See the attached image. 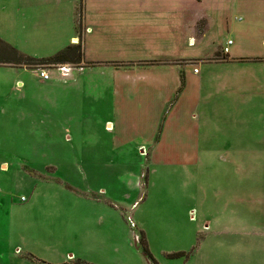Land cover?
Masks as SVG:
<instances>
[{
    "label": "rangeland",
    "instance_id": "374dc122",
    "mask_svg": "<svg viewBox=\"0 0 264 264\" xmlns=\"http://www.w3.org/2000/svg\"><path fill=\"white\" fill-rule=\"evenodd\" d=\"M72 36L0 63V264H264V0H0L21 53Z\"/></svg>",
    "mask_w": 264,
    "mask_h": 264
},
{
    "label": "trees",
    "instance_id": "16d2710c",
    "mask_svg": "<svg viewBox=\"0 0 264 264\" xmlns=\"http://www.w3.org/2000/svg\"><path fill=\"white\" fill-rule=\"evenodd\" d=\"M71 58H74L71 60ZM84 58V53L81 44L71 43L66 49L62 50L61 52L57 53L56 55L37 59L31 56H28L24 53H21L16 48L11 46L10 44L6 43L4 40L0 38V63L2 65H8L13 67H22V66H30L33 64H52V63H69L71 61L75 63H80ZM185 85V80H181L180 88L178 91H182ZM146 254H149V251L146 247ZM78 264H88L84 262H80ZM153 264H158L156 261L153 260Z\"/></svg>",
    "mask_w": 264,
    "mask_h": 264
},
{
    "label": "crops",
    "instance_id": "0c3cea01",
    "mask_svg": "<svg viewBox=\"0 0 264 264\" xmlns=\"http://www.w3.org/2000/svg\"><path fill=\"white\" fill-rule=\"evenodd\" d=\"M19 3H20V0H19ZM78 37V38H77ZM78 39H80V37L79 36H72V42H78ZM188 73H190V72H187V74H186V77H187V82H188V77H189V75H188ZM197 74H200V71L197 73ZM175 76H176V74H174ZM196 75V74H195ZM50 80V79H49ZM177 80V79H176ZM181 84V82H180V79L178 78V83H177V87H174V89H173V91L175 92L176 90H177V88L179 87V85ZM188 84H189V82L187 83V85H186V88L184 89V92H183V94H182V96L188 91ZM182 96H181V99H182ZM182 104H180L179 105V107L178 106H175V111H174V115H172L170 118H169V120H168V124H171V129L172 130H176V128H174L173 126L174 125H176V123H178V122H190V123H192L193 125L195 124V121H194V115H193V112H191L190 113V115H187V120H185V117H182L181 115H180V113L181 112H178V110H179V108H180V106H181ZM173 117H175L174 118V120L173 119H171V118H173ZM108 126H110V127H112V124L111 123H108ZM173 132H174V134H176V132L177 131H169L168 132V135L166 136V138L167 137H170V136H172V135H174L173 134ZM191 135V134H190ZM162 137V136H161ZM161 137H160V142L162 141L161 140ZM184 140V142L186 143V148L188 147V145L189 144H191V143H193L192 142V140H186V139H183ZM164 141V140H163ZM184 142L182 143V144H178L179 146L181 145V148H184Z\"/></svg>",
    "mask_w": 264,
    "mask_h": 264
},
{
    "label": "built area",
    "instance_id": "2783aa9c",
    "mask_svg": "<svg viewBox=\"0 0 264 264\" xmlns=\"http://www.w3.org/2000/svg\"><path fill=\"white\" fill-rule=\"evenodd\" d=\"M233 44H234V41L233 40H229L227 42V45L223 49V53L225 55H229L230 54V52H231L230 46L233 45ZM71 70H72V68L70 66H67V65H60L59 68H58V71H60V73H61V75L63 77H66L68 75V73L71 72ZM194 72L195 73H198L199 72L198 68H195L194 69ZM40 76L44 80H49L50 79V74L47 71H41Z\"/></svg>",
    "mask_w": 264,
    "mask_h": 264
}]
</instances>
